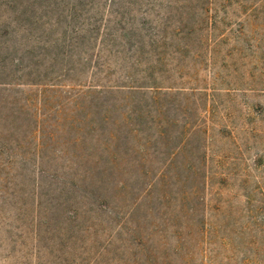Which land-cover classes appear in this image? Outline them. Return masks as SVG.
<instances>
[{
	"label": "rangeland",
	"instance_id": "obj_1",
	"mask_svg": "<svg viewBox=\"0 0 264 264\" xmlns=\"http://www.w3.org/2000/svg\"><path fill=\"white\" fill-rule=\"evenodd\" d=\"M0 264H264V0H0Z\"/></svg>",
	"mask_w": 264,
	"mask_h": 264
},
{
	"label": "trees",
	"instance_id": "obj_2",
	"mask_svg": "<svg viewBox=\"0 0 264 264\" xmlns=\"http://www.w3.org/2000/svg\"><path fill=\"white\" fill-rule=\"evenodd\" d=\"M131 90H133V89H131ZM130 93L133 94V93H136V91H130Z\"/></svg>",
	"mask_w": 264,
	"mask_h": 264
}]
</instances>
